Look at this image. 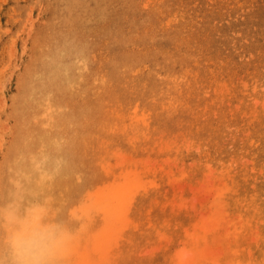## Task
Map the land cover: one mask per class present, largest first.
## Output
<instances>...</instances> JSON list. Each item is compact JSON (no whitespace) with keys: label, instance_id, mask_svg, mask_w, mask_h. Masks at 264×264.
<instances>
[{"label":"rangeland","instance_id":"1","mask_svg":"<svg viewBox=\"0 0 264 264\" xmlns=\"http://www.w3.org/2000/svg\"><path fill=\"white\" fill-rule=\"evenodd\" d=\"M264 264V0H0V264Z\"/></svg>","mask_w":264,"mask_h":264},{"label":"bare ground","instance_id":"2","mask_svg":"<svg viewBox=\"0 0 264 264\" xmlns=\"http://www.w3.org/2000/svg\"><path fill=\"white\" fill-rule=\"evenodd\" d=\"M40 235V234H39ZM46 239V243L44 247L39 251H34L31 249L30 244L28 242L31 240L32 237L36 236V234H31L29 238L19 241L17 245V254L16 257H13L18 264L19 258L22 256L26 260L27 264H51L54 262L52 256L47 255L48 252V245H50V240L48 239L47 235L41 234ZM28 245L27 247L25 245Z\"/></svg>","mask_w":264,"mask_h":264},{"label":"clouds","instance_id":"3","mask_svg":"<svg viewBox=\"0 0 264 264\" xmlns=\"http://www.w3.org/2000/svg\"><path fill=\"white\" fill-rule=\"evenodd\" d=\"M45 243H46L45 237L39 234L32 237L31 240L28 242V244H30L31 246V249L34 251L41 250L44 247ZM25 246L27 247L28 245L26 244ZM18 264H27V262L24 259V257L21 256L18 260Z\"/></svg>","mask_w":264,"mask_h":264}]
</instances>
